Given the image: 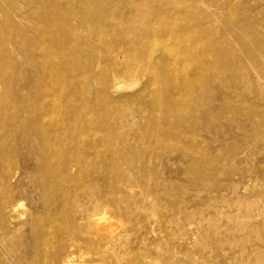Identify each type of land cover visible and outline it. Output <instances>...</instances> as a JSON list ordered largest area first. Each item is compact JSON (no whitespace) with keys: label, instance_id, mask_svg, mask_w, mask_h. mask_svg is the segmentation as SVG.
<instances>
[{"label":"bare ground","instance_id":"bare-ground-1","mask_svg":"<svg viewBox=\"0 0 264 264\" xmlns=\"http://www.w3.org/2000/svg\"><path fill=\"white\" fill-rule=\"evenodd\" d=\"M17 12L10 3L0 23V259L8 264L175 263L181 254L171 248L172 237L153 228L160 223L152 215L158 197L172 199L167 184L146 181L134 168L115 167L113 159L124 163L141 149L151 152L163 144L159 137L194 144L204 140L202 131L213 135L214 127L217 133L218 128L244 130L247 125L253 126L246 134L248 145L233 158H251L252 144L264 126L256 119L262 111L236 94L226 96L221 75L239 93L264 80V40L248 51L235 22L264 18V0H85L78 16L50 28L35 21L26 25ZM220 20L237 32L241 49L217 32ZM170 40L172 47L164 45ZM201 45L209 50L200 51ZM54 54L59 55L58 64L51 62ZM89 59L92 71L87 74ZM123 75L129 81H123ZM73 76H81L86 87L95 85L107 97L76 103L77 87L70 89L62 116V109L48 102L47 91L60 89V81ZM144 82L146 92L152 93L149 106L155 99L163 102L161 120L150 114L144 124L140 112L126 119L129 113L109 109L127 99L109 98L113 92ZM179 104H187L190 116L206 113L213 129L195 131L192 117L178 113ZM85 107L94 113L108 109L96 113L103 136L87 128ZM236 107L245 108V120ZM172 118L184 124L163 128ZM146 125L157 128L150 131ZM199 156L210 171L199 180L209 181L218 171L214 159L206 153ZM220 165L219 172L228 179L218 190L231 194L229 210L221 224L209 223L206 233L199 234L201 225L193 230L188 224L186 229L193 231L185 241L201 250L209 247L215 255L226 250L231 256L224 264H264V197L251 194L256 175L224 161ZM211 187L202 185L205 202L196 213L181 201L163 211L161 222L181 229L189 218L203 220L205 210L222 200ZM22 199L31 204L26 211H21ZM142 213L151 224L146 238L157 240L145 252L131 248L128 230L120 227ZM26 225L31 228L28 241L20 237Z\"/></svg>","mask_w":264,"mask_h":264},{"label":"rangeland","instance_id":"rangeland-1","mask_svg":"<svg viewBox=\"0 0 264 264\" xmlns=\"http://www.w3.org/2000/svg\"><path fill=\"white\" fill-rule=\"evenodd\" d=\"M10 3L14 5L17 9V13L22 15V22L24 24H30L33 21L40 22L44 24L46 28L58 27V24L64 23L68 18L79 15L81 9L85 5V0H0V23L6 18L7 9L10 8ZM70 16V17H69ZM236 25L240 26L243 30V34L246 37L244 43V48L248 51H252L253 48H259L260 43L264 40V18L254 17V18H237L235 19ZM227 22L218 21L216 24L217 32L226 35L229 39L233 40L236 46L241 49L240 42L236 41L237 32L230 31L227 28ZM26 24V25H27ZM167 47H172L174 43L172 41H167L164 43ZM200 51H208L209 47L207 45L199 46ZM244 51V50H243ZM51 62L58 64L59 55L54 54L52 56ZM92 59L86 61L87 74L91 73ZM217 70V68H216ZM33 73V72H31ZM222 80L225 82L226 89L225 95L230 96L232 94L238 95L241 99L249 103V106H253L257 110H261L262 114L256 119L259 122H264V80L261 79L259 84H251V87L247 93H239L234 89L233 85L227 81L223 75ZM32 77V76H31ZM251 78V77H250ZM123 81H129V77L123 75L121 78ZM33 79L30 78V81ZM81 76H73L67 80H62L59 83L60 89L48 88L47 93L49 94L47 100L52 102L54 107L62 109L61 115L63 116L64 104H65V93L73 88H76L77 93L74 91L76 97V103L87 101L90 98H97L104 100L107 96L102 93V91H96L95 85L91 88L85 86V81H83ZM146 81V80H144ZM79 85V86H78ZM249 85V83H247ZM147 82H144L141 86H136L132 89L124 88L119 92H113L109 98L120 100V97H127L126 100L122 102L118 101L114 106H108L109 109L112 107L119 108L121 111L129 113L126 119H131L136 113L140 112L143 117L144 124L148 123L147 118L150 114H156L159 120L162 119L161 107H163V102L160 99H155L153 106H149V100L152 93L146 92ZM154 91H157V89ZM217 102V97L214 98V103ZM238 112V117L242 120L246 119L244 112L245 108L236 107ZM106 108H99L98 113L106 112ZM202 110V109H201ZM178 113L186 114L185 117H192L190 123L195 127V131H199L201 128L209 127L211 130L213 126H209L207 114L200 113L199 117L190 116L187 104H179L177 107ZM86 117L90 118V122L86 125L87 128H92L97 132V136H103L105 134L104 127L100 126L99 122H102L101 117L96 116V113L90 107H85L83 111ZM199 113V109L197 110ZM135 114V115H133ZM184 117V118H185ZM98 119V120H97ZM117 121V119L113 120ZM168 124L163 128L166 130L182 126L184 123L178 118L167 119ZM113 123V122H112ZM106 126L109 125L106 123ZM148 130H156L157 126L146 125ZM192 128V126H190ZM252 125H247L246 129L241 130L233 128L229 130L228 128H218V132L214 133L217 127H214L213 135L211 132H201V136L204 138L203 141H197L194 144H188L183 140L174 138L159 137L163 141V144L159 145L151 152L141 149L134 157L125 160L124 163L121 161H116L113 159V165L115 167H129L137 170L139 177L145 179L146 181H165L167 187L165 189L172 193V199L165 198L164 196H159L157 202L159 203L158 209L154 210V217L159 219L160 223H154L153 228L156 232L166 231V234L172 237L173 241L170 243L171 248L181 255H177L179 258L173 264H224V262L229 259L231 255H228L226 250L221 252V255H215L211 248H206L205 250L199 249L194 243H188L185 241V237L188 233H191L197 226L201 225L199 234L206 233L208 230V224L217 221L221 224L224 219V214L229 207L227 202L232 198L228 191L218 190V188L227 181V176L224 173H220V164L222 161L225 163H230L233 165H238L243 173L253 172L256 175V184L252 187V195L257 198L262 199L264 197V126L259 132L258 140H255L252 144L253 154L250 159L244 158H233L234 155L246 145H248L246 140V134L251 133ZM151 133V132H149ZM220 150V151H217ZM210 154V159H214L215 169L218 171L212 175L211 179L208 181H200L201 176H209L210 172L205 161L199 159L201 154ZM114 168V167H113ZM212 185V193L215 196L221 197V201H217L216 206L211 210H205L204 219L200 221L198 217L189 218L186 222L187 225L183 226L181 229L174 226H167L163 222V211L171 209V205H177V203L183 201L187 206V209L196 213L197 208L201 205L200 203L205 202V193L202 192L201 188L203 184ZM245 195H249L250 192H242ZM30 202L26 199H22L21 211H26L30 208ZM117 219H113L116 221ZM259 221V220H258ZM191 225L193 230H187L186 228ZM150 220L144 213L137 214L131 221L122 224L120 227L128 230L131 243L130 247L135 250L146 251L149 248H154L157 245V240L149 236L146 238V231L150 227ZM30 226L26 225L20 230V237L24 241L31 239ZM145 237V240L142 238ZM92 255L79 252L77 255ZM192 262H189V261ZM140 263V262H139ZM0 264H8L7 262L0 259ZM161 264V263H156Z\"/></svg>","mask_w":264,"mask_h":264}]
</instances>
